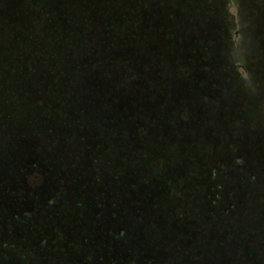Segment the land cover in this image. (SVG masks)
Returning <instances> with one entry per match:
<instances>
[{"label": "rangeland", "instance_id": "obj_1", "mask_svg": "<svg viewBox=\"0 0 264 264\" xmlns=\"http://www.w3.org/2000/svg\"><path fill=\"white\" fill-rule=\"evenodd\" d=\"M0 201V264H264V0H0Z\"/></svg>", "mask_w": 264, "mask_h": 264}, {"label": "trees", "instance_id": "obj_2", "mask_svg": "<svg viewBox=\"0 0 264 264\" xmlns=\"http://www.w3.org/2000/svg\"><path fill=\"white\" fill-rule=\"evenodd\" d=\"M216 2H217V0H216ZM234 3V2H233ZM251 57V56H250ZM230 75H232V78L234 79V81L230 84V85H232V86H237V87H241L242 86V84H240V81L238 80V79H236V75H234V73H230ZM261 76V75H260ZM192 100H195V97L192 99ZM182 147V150L183 151H185V152H188L187 154H186V159L185 160H188L189 161V163H191L193 160H192V156H191V154H190V151L189 150H191L192 149V147H195V143L194 142H192L190 145L188 144V142L186 141V144H184V145H182L181 146ZM184 148V149H183ZM189 155V156H188ZM200 152H197L196 150H195V157L197 156V158H195L194 160H195V178H198V177H201V174L204 176V178L206 179V180H209V181H214V180H217V176L219 175L220 177L221 176H223V173H222V171H223V169L222 168H226V165H228L229 163V161H227V160H220V159H218V158H216V160L218 161V162H216V163H210V164H208L207 166L206 165H204L203 164V166H205L206 167V170H204L205 171V173L203 174V167H201V165L202 164H200V163H196V159H198L199 157H200ZM239 155H234L233 157L234 158H236V157H238ZM219 157V156H218ZM174 158H176L175 156H174ZM174 158H170L169 157V155L167 154V161H174V162H177ZM220 158V157H219ZM239 158V157H238ZM238 158H236L235 160L236 161H238ZM215 161V160H214ZM171 162H169V163H171ZM236 163V162H235ZM174 164V163H173ZM186 164H188V162H185V164L184 165H186ZM217 164V165H216ZM184 167V166H183ZM219 168V170L217 171L216 170V168ZM221 169V170H220ZM168 171H170V172H172V173H174V169L173 168H171V169H168ZM168 171H167V175H171L172 173H168ZM169 182H171V179H169ZM253 194H255V193H253ZM12 196V195H11ZM1 203H4V202H1L0 201V204ZM261 205V204H260ZM258 206L256 205V208H257ZM262 207V206H261ZM1 209L3 210V207L0 205V227L2 228V229H0V235L1 234H4V233H6L7 232V230L8 229H3L4 227H8V224H11L10 226L11 227H13L14 228V225L15 224H21L22 223V221H21V218H22V216H24L27 220L25 221V224H26V222L28 221V218H27V216H25L26 214H24V213H21L20 212V215H18V213H17V211H12V212H10L9 213V217H7L6 218V216L5 215H7L8 214V212H7V210H6V208H5V212L4 213H2L1 212ZM34 213H38L39 211H40V209H34ZM256 214H258L259 215V213H258V211L256 210V212H255ZM31 214H33V213H31ZM264 214V213H263ZM33 215H35V214H33ZM249 215H251V214H249ZM16 218V219H15ZM264 218V217H263ZM31 220V219H30ZM29 220V221H30ZM223 220H221V221H217V223L218 222H222ZM252 222H251V224H254L255 223V219L253 218L252 220H251ZM247 224V223H246ZM223 227H227V226H225V223H223ZM18 228H20L19 230H18V232L17 233H23L24 235H25V237H24V239H26V238H28V233L27 232H23V230H24V228L23 227H21L20 225L18 226ZM23 228V229H22ZM41 233V232H40ZM48 233V232H47ZM262 237L263 236H260L259 237V239H262ZM45 239V238H44ZM69 242V241H68ZM68 242H66V244H68ZM36 243L38 244V247L39 248H42L43 247V241L41 240V238H39V239H37V241H36ZM74 242H71V243H69L68 244V247H67V250L69 251L70 249H73L74 248V244H73ZM17 244V243H16ZM60 249L62 250V249H64V246L61 244V246H60ZM63 251V250H62ZM198 253H199V251H198ZM251 253H254V250L253 249H251ZM10 254H14L16 257H19V255H21L20 253H19V251L17 250V248L15 249H12L11 251H10ZM56 254V253H55ZM28 255H30V252H29V254ZM10 256V255H9ZM8 256V257H9ZM74 260H76V259H74Z\"/></svg>", "mask_w": 264, "mask_h": 264}]
</instances>
